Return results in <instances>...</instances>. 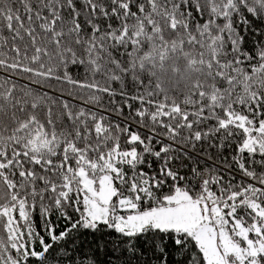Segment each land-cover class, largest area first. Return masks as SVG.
<instances>
[{
	"label": "snow or ice",
	"instance_id": "obj_1",
	"mask_svg": "<svg viewBox=\"0 0 264 264\" xmlns=\"http://www.w3.org/2000/svg\"><path fill=\"white\" fill-rule=\"evenodd\" d=\"M0 264H264V0H0Z\"/></svg>",
	"mask_w": 264,
	"mask_h": 264
}]
</instances>
